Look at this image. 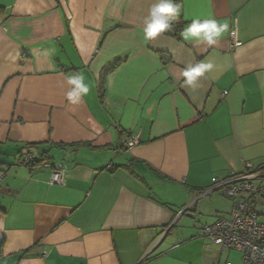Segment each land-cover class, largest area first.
<instances>
[{"label": "crops", "instance_id": "crops-1", "mask_svg": "<svg viewBox=\"0 0 264 264\" xmlns=\"http://www.w3.org/2000/svg\"><path fill=\"white\" fill-rule=\"evenodd\" d=\"M156 2L0 0V264L241 263L197 234L232 209L202 194L264 166V0H180L181 31L229 25L212 45L145 41ZM201 62L213 67L184 85ZM81 73L90 91L73 104ZM251 202L264 223V188Z\"/></svg>", "mask_w": 264, "mask_h": 264}, {"label": "built area", "instance_id": "built-area-1", "mask_svg": "<svg viewBox=\"0 0 264 264\" xmlns=\"http://www.w3.org/2000/svg\"><path fill=\"white\" fill-rule=\"evenodd\" d=\"M230 47L238 48L241 42L236 37V31L229 32ZM138 143L136 137L129 138L122 143V147L129 149ZM22 164L33 163L31 155L23 157ZM50 168V184L64 183V167L60 163L46 162ZM244 172L217 181L202 195L219 191L224 197L232 201L229 218L203 226L198 238L207 239L210 243L220 245L223 250H233L241 255L240 264H264V223L258 221V213L251 198L264 188V166L256 168L252 163H246ZM262 184L263 188L260 187ZM230 264V263H225Z\"/></svg>", "mask_w": 264, "mask_h": 264}, {"label": "clouds", "instance_id": "clouds-1", "mask_svg": "<svg viewBox=\"0 0 264 264\" xmlns=\"http://www.w3.org/2000/svg\"><path fill=\"white\" fill-rule=\"evenodd\" d=\"M181 12V4L174 0H157L150 9L145 18L143 37L145 41L156 38L158 35L168 32L172 29L173 22L178 20ZM229 29L227 23H218L215 19H206L203 21L194 19L180 32V36L185 41L206 42L208 45L215 44ZM213 65L211 63H197L187 67L182 76L183 84L189 87L195 86L197 78L209 71ZM67 83L72 87L67 93V100L75 104L79 102L82 96H86L90 87L85 82L84 75L77 74L67 77Z\"/></svg>", "mask_w": 264, "mask_h": 264}, {"label": "trees", "instance_id": "trees-1", "mask_svg": "<svg viewBox=\"0 0 264 264\" xmlns=\"http://www.w3.org/2000/svg\"><path fill=\"white\" fill-rule=\"evenodd\" d=\"M174 2L180 3V0H174ZM177 15H178V20L173 22L172 29L170 31L162 33V34L172 36L175 38H179L181 29L184 26L185 22H183L181 15H179V14H177ZM166 57H167L166 54L162 53V59H165ZM117 64H118V61H115L112 64L107 65L104 68V74L112 71L117 66ZM35 163L36 162H34L33 164H35Z\"/></svg>", "mask_w": 264, "mask_h": 264}, {"label": "rangeland", "instance_id": "rangeland-1", "mask_svg": "<svg viewBox=\"0 0 264 264\" xmlns=\"http://www.w3.org/2000/svg\"><path fill=\"white\" fill-rule=\"evenodd\" d=\"M230 259L231 260H234V261L239 260V254L238 253H235V252H231L230 253Z\"/></svg>", "mask_w": 264, "mask_h": 264}]
</instances>
